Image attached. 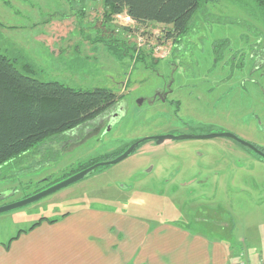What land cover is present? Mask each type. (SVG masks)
I'll list each match as a JSON object with an SVG mask.
<instances>
[{
	"label": "rangeland",
	"instance_id": "rangeland-1",
	"mask_svg": "<svg viewBox=\"0 0 264 264\" xmlns=\"http://www.w3.org/2000/svg\"><path fill=\"white\" fill-rule=\"evenodd\" d=\"M105 9L104 0H0V53L19 70L28 64L36 80L121 96L103 116L0 167V207L92 161H111L143 138L231 133L264 148V69L254 70L264 61V22L251 0L202 2L177 39L166 38L170 26L107 18ZM48 38L58 52L39 41ZM221 78L229 81L215 88ZM164 88L171 93L162 101ZM253 159L221 136L149 140L116 164L0 214V242L43 217L93 207L168 221L225 244L242 264L247 251L264 264V166L252 169Z\"/></svg>",
	"mask_w": 264,
	"mask_h": 264
},
{
	"label": "crops",
	"instance_id": "crops-1",
	"mask_svg": "<svg viewBox=\"0 0 264 264\" xmlns=\"http://www.w3.org/2000/svg\"><path fill=\"white\" fill-rule=\"evenodd\" d=\"M40 40L52 54L58 52L53 49L57 40ZM43 218L55 222L43 220L30 231L20 232L29 226L7 242H0V264H240L241 261L225 244L168 221L93 207ZM251 255L247 251V264H256Z\"/></svg>",
	"mask_w": 264,
	"mask_h": 264
},
{
	"label": "trees",
	"instance_id": "trees-1",
	"mask_svg": "<svg viewBox=\"0 0 264 264\" xmlns=\"http://www.w3.org/2000/svg\"><path fill=\"white\" fill-rule=\"evenodd\" d=\"M215 1L104 0V16L109 18L125 15L136 24L152 22L170 26L171 30L166 33V38L177 39L187 34L193 14L200 8L201 3ZM251 1L264 22V0ZM21 70L17 68L15 60L0 53V167L26 156L31 149L46 140L103 116L121 98L105 88L80 91L57 81L36 80L27 74L31 72L28 64L22 65ZM97 162L92 161L81 166L72 174ZM43 220L48 223L55 222L41 218L27 230L20 232L30 231ZM240 260L242 261V257Z\"/></svg>",
	"mask_w": 264,
	"mask_h": 264
},
{
	"label": "water",
	"instance_id": "water-1",
	"mask_svg": "<svg viewBox=\"0 0 264 264\" xmlns=\"http://www.w3.org/2000/svg\"><path fill=\"white\" fill-rule=\"evenodd\" d=\"M227 137L230 138L232 140H234L235 142H237L238 144L245 146L247 148H249L250 150H252L254 153H256L259 157L262 158V160L264 161V154H262L261 152H259L257 149H255L253 146H251L249 143L244 142L240 139H238L237 137H235L232 134L229 133H221V134H208V135H204V136H189V135H180V136H171V135H164V136H155V137H149V138H143L140 139L138 141H135L134 143H132L122 154H120L119 156H117L115 159L111 160V161H106V162H101V163H96L84 170L79 171L78 173L72 175L71 177L65 179L64 181L53 185L52 187L41 191L31 197H28L22 201H18L16 203L13 204H9V205H4L0 207V214L20 208L22 206L28 205L30 203H33L35 201L40 200L41 198H44L62 188H65L79 180H82L84 177H86L87 175H89L90 173L94 172L97 168L99 167H105V166H109V165H113L116 164L122 160H124L125 158H127L129 155L132 154V152L134 150H136V148L142 144L143 142L146 141H154L156 144H161L165 141L168 140H173V141H179V140H185V139H196V138H200V139H209V138H215V137Z\"/></svg>",
	"mask_w": 264,
	"mask_h": 264
},
{
	"label": "flooded vegetation",
	"instance_id": "flooded-vegetation-1",
	"mask_svg": "<svg viewBox=\"0 0 264 264\" xmlns=\"http://www.w3.org/2000/svg\"><path fill=\"white\" fill-rule=\"evenodd\" d=\"M262 65H264V61L262 60V61H260L259 60V64H258V66H255L254 67V70L256 71V69H260V68H262V69H264V67H261ZM240 72H242V70H239ZM231 74L232 73H230V75H227L225 78H227V77H229V78H231L232 79V76H231ZM191 78V77H190ZM228 78V79H229ZM188 79V78H187ZM187 79H185V80H187ZM245 79H250V78H244L243 80H242V82H241V84L240 85H242L243 86V83H245L244 81H245ZM251 80V79H250ZM253 80V79H252ZM189 81V80H188ZM220 81V82H219ZM229 80H226V82H224V79L223 78H221L220 80H217V82H216V85H215V88L217 87H220V86H222V85H224L225 83H227ZM231 88V90H232V85H228L227 87H226V89L223 91V92H221L220 94L221 95H224L223 96V98H225L227 95H228V93H229V89ZM166 88H164V92L163 93H161L160 94V99L162 100V101H165L167 98L166 97H164L167 93H171V91L170 90H168V91H166L165 90ZM228 89V90H227ZM227 90V91H226ZM170 103H172V104H176L177 106L179 105V103L177 102V101H173V102H170ZM219 134H221V133H219ZM229 134H231V133H229ZM233 135V134H232ZM235 136V135H234ZM235 137H237V136H235ZM227 138V137H226ZM238 138V137H237ZM230 139V138H229ZM238 139H240V138H238ZM232 140V139H231ZM241 140V139H240ZM234 141V140H233ZM243 141V140H242ZM235 142V141H234ZM244 142H246V141H244ZM237 143V142H236ZM248 143V142H247ZM238 144V143H237ZM250 144V143H249ZM240 145V144H239ZM251 146H253L255 149H257L259 152H261L262 154H264V148H262V147H260V146H257V145H254V144H250ZM242 146V145H241ZM243 147H245V146H243ZM245 148H247V147H245ZM247 149H249V148H247ZM250 150V149H249ZM254 155H255V157H256V159H253V164H252V169L254 168L255 169V167H257V166H260V165H262V166H264V161L262 160V158L261 157H259L256 153H254L252 150H250ZM243 159H247V157H244L243 156Z\"/></svg>",
	"mask_w": 264,
	"mask_h": 264
},
{
	"label": "built area",
	"instance_id": "built-area-1",
	"mask_svg": "<svg viewBox=\"0 0 264 264\" xmlns=\"http://www.w3.org/2000/svg\"><path fill=\"white\" fill-rule=\"evenodd\" d=\"M241 263V262H240ZM242 264V263H241ZM243 264H245V263H243Z\"/></svg>",
	"mask_w": 264,
	"mask_h": 264
}]
</instances>
